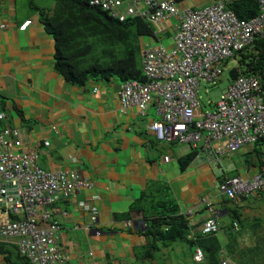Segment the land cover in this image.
<instances>
[{
	"label": "crops",
	"instance_id": "obj_1",
	"mask_svg": "<svg viewBox=\"0 0 264 264\" xmlns=\"http://www.w3.org/2000/svg\"><path fill=\"white\" fill-rule=\"evenodd\" d=\"M181 6L194 8V3L183 0ZM0 24H5L0 29V111L6 114L0 128H18L19 150L38 151L44 169L74 170L93 181L92 188L81 189L71 198L61 197L51 205L52 220L61 225L59 244L69 263L161 262L138 256L147 242V220L141 210H151L154 200L162 198L167 188L180 212L190 211L194 234L202 231L210 217L212 202L219 212L218 234L225 242L231 208L236 206L254 225H247L240 239L242 247L258 241L254 232L262 222L252 221L261 219L264 190L225 204L220 183L235 176L249 179L263 173L264 140L217 159L198 150L196 157L202 153L201 158L194 157L182 170L180 159L195 149L157 139L149 128L157 118L153 105L145 115L136 107L124 111L119 96L121 81L89 80L77 85L57 71L55 39L46 31L32 0H0ZM173 26V21L171 28L163 26V33H169ZM204 112L200 109L199 116ZM141 198L145 200L139 202ZM81 201L98 211L96 222ZM13 218L17 216L0 207V224ZM127 220L132 226L124 225ZM259 228L264 236V227ZM14 245L0 240V264H8L4 248L14 251ZM183 247L190 254L192 248Z\"/></svg>",
	"mask_w": 264,
	"mask_h": 264
},
{
	"label": "built area",
	"instance_id": "obj_2",
	"mask_svg": "<svg viewBox=\"0 0 264 264\" xmlns=\"http://www.w3.org/2000/svg\"><path fill=\"white\" fill-rule=\"evenodd\" d=\"M259 13L239 18L228 7L229 0H215L207 7H182L183 0H90L120 20L140 17L159 32L167 20L174 22L173 44L142 43L145 81L132 79L120 85L119 96L126 111L136 107L145 115L151 105L157 118L149 128L157 139L186 144L210 158L232 155L247 144L264 137V84L255 74L232 81L217 101L214 111L199 116L200 78L214 81L222 74V64L235 54L264 41V0H256ZM5 24H0V29ZM168 28V27H167ZM6 114L0 111V122ZM18 128H0V207L17 218L0 224V240L18 246L21 255L33 264H71L59 244L61 225L52 220L51 207L59 198H71L93 181L74 170L49 171L41 167L36 150H19ZM200 153L195 160L201 158ZM166 161L169 156L164 158ZM15 183L12 187L8 184ZM264 188V174L252 178L235 176L220 183L228 198L248 197ZM5 196V203L1 198ZM98 220V211L85 201L79 203ZM203 224V232H218V210ZM42 209V211H40ZM190 214V211L187 212ZM126 227L132 221H125ZM196 260L204 254L197 248ZM228 258L222 264H228Z\"/></svg>",
	"mask_w": 264,
	"mask_h": 264
},
{
	"label": "trees",
	"instance_id": "obj_3",
	"mask_svg": "<svg viewBox=\"0 0 264 264\" xmlns=\"http://www.w3.org/2000/svg\"><path fill=\"white\" fill-rule=\"evenodd\" d=\"M32 3L46 31L55 39V66L67 81L84 85L89 80H146L141 57L143 37H157L150 22L140 17L120 20L101 6L91 4L90 0H56L53 8L37 6L34 0ZM228 7L242 19H250L259 13L256 0H229ZM238 55L239 66L230 71L231 82L241 75L255 74L264 84V41H256L254 46L235 54L233 58ZM261 140L264 137L255 144H260ZM197 154L195 149L181 158V169H186ZM163 193L162 198L154 200L151 210H141L147 220L144 227L147 242L138 251L141 260H155L156 253L162 248L181 241L192 248L187 256L195 264H222L226 256L230 259L228 264H264V236L259 234L262 224H258L254 232L258 241L243 248L240 239L248 230L250 218L239 206L231 208L225 242L215 232L197 231L194 234L190 218L187 213L180 212V206L171 197L169 188ZM144 200L141 198L138 201ZM233 201L224 198L225 204ZM259 220L255 218L252 222ZM250 226L254 227L253 224ZM197 248H201L204 254L201 262L195 258ZM4 252L8 264H33L21 255L17 245H14V251L6 247Z\"/></svg>",
	"mask_w": 264,
	"mask_h": 264
},
{
	"label": "rangeland",
	"instance_id": "obj_4",
	"mask_svg": "<svg viewBox=\"0 0 264 264\" xmlns=\"http://www.w3.org/2000/svg\"><path fill=\"white\" fill-rule=\"evenodd\" d=\"M194 3V8L200 9L207 7L215 2V0H192ZM35 5L37 6H45L48 8H53L55 6L56 0H34ZM165 25L168 27H172V20H167ZM174 30L169 29V33L159 32L158 38L155 40L149 36H144L143 41L149 42L154 45L156 43H163L165 46H171L173 42ZM240 56L238 55L236 58H231L225 61L222 66V74L216 78L214 81L208 80L206 78H200V88H199V100H200V108L203 111H214L217 107V101L220 99V96L223 92L227 90L231 83L230 71L234 67L239 66ZM120 82L119 80H117ZM122 83V82H121ZM176 141H174L175 143ZM171 143V142H169ZM178 143V142H176ZM180 144V143H179ZM223 157V156H222ZM171 197L173 195L171 194ZM175 200V199H174ZM176 202V201H175ZM261 205H264V200L261 201ZM259 217L261 218L262 226L264 227V208L259 212ZM184 243L181 241L175 242L169 247L162 248V251L157 252V260H161V262H154L153 264H195L189 257L187 256L188 252L184 249ZM162 258V259H160ZM141 264V263H140ZM198 264V263H197Z\"/></svg>",
	"mask_w": 264,
	"mask_h": 264
},
{
	"label": "clouds",
	"instance_id": "obj_5",
	"mask_svg": "<svg viewBox=\"0 0 264 264\" xmlns=\"http://www.w3.org/2000/svg\"><path fill=\"white\" fill-rule=\"evenodd\" d=\"M263 174H264V172H263ZM261 190H264V188L263 189H261ZM260 191V190H259ZM259 191L257 192V193H255V194H253V195H251V196H254V195H256V194H258L259 193ZM226 196V195H225ZM227 197V196H226ZM240 198H245V196H243V197H240ZM231 199V198H230ZM233 200H235V199H233ZM188 215V214H187ZM238 225L236 224V227H237ZM220 230V229H219ZM202 231H203V229H202ZM219 232V231H218ZM218 232H215V233H218ZM226 258H228L227 256H226ZM229 260V259H228ZM199 262H201V261H199Z\"/></svg>",
	"mask_w": 264,
	"mask_h": 264
},
{
	"label": "water",
	"instance_id": "obj_6",
	"mask_svg": "<svg viewBox=\"0 0 264 264\" xmlns=\"http://www.w3.org/2000/svg\"><path fill=\"white\" fill-rule=\"evenodd\" d=\"M14 184H15V183L10 182L8 185H9L10 187H12ZM1 203H5V196H3V197L1 198Z\"/></svg>",
	"mask_w": 264,
	"mask_h": 264
}]
</instances>
